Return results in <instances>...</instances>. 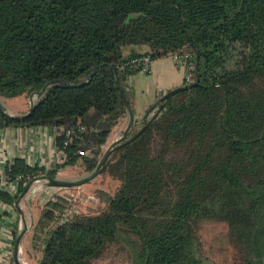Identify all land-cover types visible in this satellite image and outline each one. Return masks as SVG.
Returning a JSON list of instances; mask_svg holds the SVG:
<instances>
[{
  "label": "trees",
  "instance_id": "16d2710c",
  "mask_svg": "<svg viewBox=\"0 0 264 264\" xmlns=\"http://www.w3.org/2000/svg\"><path fill=\"white\" fill-rule=\"evenodd\" d=\"M179 52L191 54L198 84L147 108L112 151L101 173L118 186L100 212L61 221L66 196L45 202L31 236L39 264H93L121 238L134 264H214L198 233L204 222L226 226L234 264H264V0H0V98L49 82L27 117L0 108V126H53L61 144L81 120L91 172L127 114L122 93L130 104L125 77L135 72L120 64ZM35 169L20 159L6 166L10 176ZM25 186L0 199L13 203Z\"/></svg>",
  "mask_w": 264,
  "mask_h": 264
},
{
  "label": "crops",
  "instance_id": "0c3cea01",
  "mask_svg": "<svg viewBox=\"0 0 264 264\" xmlns=\"http://www.w3.org/2000/svg\"><path fill=\"white\" fill-rule=\"evenodd\" d=\"M137 49L140 52L145 51V48L143 47ZM128 53L129 48L127 47L124 50V54ZM185 71L183 68L177 67L171 58L162 57L151 61L147 73L135 72L126 75L125 86L129 95V106L131 107L133 114V124L138 125L142 122L147 108L159 102L160 98L167 91L178 86H182L185 81H188V72ZM30 94H28L23 101L19 100L13 102L11 107L10 105H6L5 101L2 100V98L7 97L0 98V101L5 107L6 113L11 115L24 114L28 111L30 106ZM128 121L129 115L127 113L126 116L122 117L112 128L111 132L107 136L106 143L102 145V150H105L109 144L116 139L118 132L120 134L123 132L128 124ZM57 135L58 131L53 126H0V136L5 142V146L2 150H0V169L6 171L7 165H11L15 159H20L28 166L36 168L35 170L41 169L45 172L55 170L56 177L62 178L61 175L63 173V169L71 165L62 164L59 167L55 166L56 151L54 149V142H57ZM18 188L19 186H17L16 191L13 194L4 191V189H0V191H4L9 195H15L18 192ZM39 189L43 190L38 198H36V201H38L39 204L40 202L45 204L44 199L47 198L49 200L50 194L55 191L53 190L55 188L53 186H47L44 183ZM21 192L18 193L17 198L20 196ZM34 193L35 191L31 192L27 190V192L20 198L18 205L23 214L27 211L31 214V202L34 201L36 197ZM15 200L13 203L8 204L4 202V200L0 199V228L4 229L3 232H0V236L5 235V232L8 231L13 234L14 237L17 235V226L15 221L21 216L14 207ZM12 205L14 210L11 209ZM37 215H35L36 218H38ZM7 217L9 219H7ZM21 239L18 247L20 253L22 250L21 246H23L21 245ZM12 261L14 262L13 256Z\"/></svg>",
  "mask_w": 264,
  "mask_h": 264
},
{
  "label": "rangeland",
  "instance_id": "374dc122",
  "mask_svg": "<svg viewBox=\"0 0 264 264\" xmlns=\"http://www.w3.org/2000/svg\"><path fill=\"white\" fill-rule=\"evenodd\" d=\"M184 53L190 54L189 52ZM167 57L171 58L173 61L172 54ZM173 62L175 63V61ZM175 65L179 68H183L184 71L186 70L185 67H180L176 63ZM186 71L189 73V69ZM189 78L188 82L195 80L194 75L189 76ZM27 95L28 94L24 93L22 96L19 95L11 98H2V100L5 101L6 105H10L11 107L13 102L19 100L23 101ZM117 135L116 139H119L122 136V133L120 134L118 132ZM81 161L82 159L63 169V173L61 175L62 178L60 179L77 180L90 174L92 171L86 172L83 170ZM37 184L38 183H35V186L38 187ZM117 186L118 182L116 180L112 179L106 173L100 172L94 179L81 186L68 188L54 187L55 189L53 190L55 191L50 194V199L63 195L66 196L65 199L70 198L69 208L63 212L64 214L66 212L67 214L77 213L78 210L85 214H97L105 207V203L102 200V198H104L103 193L113 194ZM42 190L43 189L35 190L34 194L36 197L34 201L31 202V214H29L28 211L25 212L24 217H26L28 222V228L27 232L21 239L22 244H20L23 246H21V253L18 254V258L22 264H39L42 257L40 247L33 248L31 245L33 224L37 220L35 215H39L42 207L44 206V203L40 202L39 204V202L36 201V198H38ZM47 200V198L44 199V202ZM198 233L205 253L214 264H234L233 249L226 238V226L223 223L204 222L199 227ZM131 252V243L128 242V239L121 238L120 240L108 243L102 253L93 260V264H134Z\"/></svg>",
  "mask_w": 264,
  "mask_h": 264
},
{
  "label": "built area",
  "instance_id": "2783aa9c",
  "mask_svg": "<svg viewBox=\"0 0 264 264\" xmlns=\"http://www.w3.org/2000/svg\"><path fill=\"white\" fill-rule=\"evenodd\" d=\"M172 59L178 66L185 67L186 70L189 69L188 78L189 76L193 75L190 71L194 67L191 54L182 52L174 53L172 54ZM151 60L152 58L150 54L145 53L121 63L119 69L121 72H147ZM86 131L87 128L85 124L79 119L64 128L61 144L54 142V149L56 151V167L67 163L72 158L78 157L81 159L83 156L89 155L90 149H85L83 147V145L86 143ZM4 146L5 142L0 136V150H2ZM44 173H46L44 170L37 169L32 173H23L10 176L6 171L0 169V189H4V191L13 194L16 191L17 186L20 184L27 185L30 183L31 185L29 187V191L34 192L43 185L41 183L45 182V180L42 178L45 175ZM35 183H38V187L35 186ZM68 200L70 201V198ZM11 209L14 210L13 205ZM24 216L25 214H23L24 220L21 217H18V219L15 221L17 226V235L23 230L25 225L28 228V222ZM66 216L67 212L65 214L63 213L60 216V220L62 221ZM7 219L9 218L7 217ZM3 230V228H0V232H3ZM16 236L14 237V235L9 231L5 232V235L0 236V264H14L12 261V256L13 244Z\"/></svg>",
  "mask_w": 264,
  "mask_h": 264
},
{
  "label": "water",
  "instance_id": "95a60500",
  "mask_svg": "<svg viewBox=\"0 0 264 264\" xmlns=\"http://www.w3.org/2000/svg\"><path fill=\"white\" fill-rule=\"evenodd\" d=\"M196 66H197V60H196ZM56 81H62L66 84H68L66 81L64 80H56ZM117 82H119L118 78H117ZM49 84V82L45 83L44 86L37 92H31L30 94V106L29 109L26 113L24 114H16V115H11L5 112V107L3 106V104L0 101V108L2 109V111L10 118L12 119H22L27 117L28 115L31 114L32 110H33V96L36 95H40L45 87ZM198 84V80H194L192 83L189 84H185L182 86H178L176 88L170 89L169 91H167L161 98H160V102H163L165 100H167L169 97H171L172 95H174L175 93L186 89V88H190L192 86H195ZM118 86L120 87V85L118 84ZM122 97L123 99L126 101V107H127V113L129 115V121L128 124L126 126V128L123 130L122 132V136L119 139L114 140L111 144H109V146L104 150L103 154L101 155L100 159L98 160V163L96 165V167L94 168V170L88 174L85 177H82L80 179L77 180H64V179H60L57 177H52L49 175H44L42 178L45 180V185L47 186H53V187H64V188H68V187H77V186H81L84 185L86 183H88L89 181H91L92 179H94L101 171L102 169L106 166V163L108 161V158L110 156V154L112 153V151L118 147L119 145H122V143H119L122 139H124L128 133L130 132L132 126H133V114H132V110L131 107L129 106L126 97L124 96V94L122 93ZM146 124H144L139 131H137L135 134H133L130 138H128L127 140H125L126 142L129 141L130 139L135 138L144 128H145ZM30 183H28L24 190L21 192L20 196L15 200L14 202V207L15 209L19 212L21 218L23 219V213L19 208L18 202L20 200V198L27 192V190H29L30 187ZM24 220V219H23ZM27 231V227L26 225L24 226L23 230L16 236L15 241H14V246H13V258H14V263L15 264H22L18 258V252H19V242L20 239L22 238V236L24 235V233Z\"/></svg>",
  "mask_w": 264,
  "mask_h": 264
}]
</instances>
